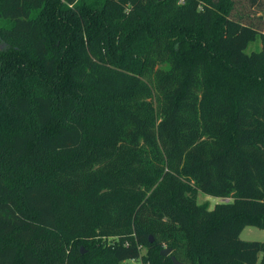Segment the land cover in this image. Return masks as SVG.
Instances as JSON below:
<instances>
[{
  "label": "trees",
  "instance_id": "obj_1",
  "mask_svg": "<svg viewBox=\"0 0 264 264\" xmlns=\"http://www.w3.org/2000/svg\"><path fill=\"white\" fill-rule=\"evenodd\" d=\"M246 3L0 0V264H264Z\"/></svg>",
  "mask_w": 264,
  "mask_h": 264
},
{
  "label": "rangeland",
  "instance_id": "obj_2",
  "mask_svg": "<svg viewBox=\"0 0 264 264\" xmlns=\"http://www.w3.org/2000/svg\"><path fill=\"white\" fill-rule=\"evenodd\" d=\"M236 3L238 2H242V4L244 5V9L247 10V8L249 7V5L246 3V0H234ZM247 5V6H246ZM242 6V5H240ZM261 10L262 12H259L257 8H253V10H250V15H254L255 17H261L262 21H261V25L260 23L259 26L262 29L264 27V0H261ZM259 7V8H260ZM16 9L17 12L15 13L14 16V20L18 23L19 26L21 27H25L26 26V19L23 15V13L21 12V7L19 4L16 5ZM256 22H258L257 20H255ZM264 29V28H263ZM3 47L0 45V49H2ZM261 48V43H260V39L257 38V40H255L254 42L250 43L246 49V53L249 54L251 52H255V51H259ZM222 202H228V200H222V199H218V198H214L211 196H208L200 191L197 192L196 195V204L197 205H202V204H206L209 208V210H212L215 205L220 204ZM239 239L242 241H246V242H261L264 243V227L262 229H258V228H253V227H246L243 229V231L241 232V234L239 235ZM105 241L107 242L106 239H102V243H105ZM261 259V254L259 256V261ZM121 264H140V262L137 261H124Z\"/></svg>",
  "mask_w": 264,
  "mask_h": 264
},
{
  "label": "water",
  "instance_id": "obj_3",
  "mask_svg": "<svg viewBox=\"0 0 264 264\" xmlns=\"http://www.w3.org/2000/svg\"><path fill=\"white\" fill-rule=\"evenodd\" d=\"M170 252H171L170 249H163L160 254L162 256H168L170 254ZM172 261H173V264H180L175 259H172Z\"/></svg>",
  "mask_w": 264,
  "mask_h": 264
},
{
  "label": "crops",
  "instance_id": "obj_4",
  "mask_svg": "<svg viewBox=\"0 0 264 264\" xmlns=\"http://www.w3.org/2000/svg\"><path fill=\"white\" fill-rule=\"evenodd\" d=\"M243 231V230H242Z\"/></svg>",
  "mask_w": 264,
  "mask_h": 264
}]
</instances>
